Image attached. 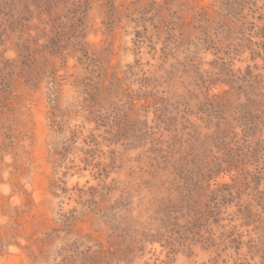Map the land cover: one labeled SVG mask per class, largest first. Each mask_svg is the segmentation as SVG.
I'll list each match as a JSON object with an SVG mask.
<instances>
[{
	"label": "rangeland",
	"instance_id": "obj_1",
	"mask_svg": "<svg viewBox=\"0 0 264 264\" xmlns=\"http://www.w3.org/2000/svg\"><path fill=\"white\" fill-rule=\"evenodd\" d=\"M7 1L0 264H264V0Z\"/></svg>",
	"mask_w": 264,
	"mask_h": 264
},
{
	"label": "trees",
	"instance_id": "obj_2",
	"mask_svg": "<svg viewBox=\"0 0 264 264\" xmlns=\"http://www.w3.org/2000/svg\"><path fill=\"white\" fill-rule=\"evenodd\" d=\"M33 1L39 3V4L36 5L39 8V6L41 7V6H44V5H48L49 2L53 1V0H33ZM86 1L87 0H77L76 3H75L76 4V9H75L74 12L76 13L75 16H77L76 20L79 22V26L82 25L84 23V20H85L84 12H86V9H82V8H84V7L86 8L87 7V2ZM0 6H1L0 24H2V25L6 24V22L9 21L13 25V27H15L16 25L21 24V22H20L21 19H25L26 21L30 20V17L26 18L25 16L22 15V13L19 14L17 17H15L16 13L13 12V10H16V11L19 12V10H17V9L13 8L11 11H6V7L8 6V1L7 0H0ZM25 6L28 7L27 4H25ZM49 7L51 8L52 6H49ZM20 12H22V11H20ZM40 13H42V11ZM8 17L12 18V20H9ZM77 25H78V23H77ZM28 58L29 57L27 56V59ZM92 263L93 264H100L99 263V258H96V259L92 260ZM65 264H76V263L72 262V263H65ZM82 264H84V263H82Z\"/></svg>",
	"mask_w": 264,
	"mask_h": 264
}]
</instances>
